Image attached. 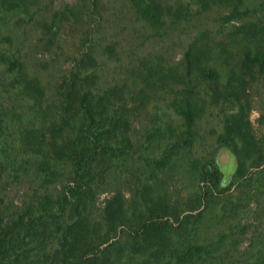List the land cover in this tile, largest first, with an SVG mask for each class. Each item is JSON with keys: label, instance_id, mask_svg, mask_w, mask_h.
Instances as JSON below:
<instances>
[{"label": "rangeland", "instance_id": "obj_1", "mask_svg": "<svg viewBox=\"0 0 264 264\" xmlns=\"http://www.w3.org/2000/svg\"><path fill=\"white\" fill-rule=\"evenodd\" d=\"M158 1L172 9L183 6V15L166 14L161 25L151 26L136 16L129 0H34L19 21L11 12L0 16L7 22L0 27V35L21 42L29 72L43 88L41 108L49 112L36 114L33 125L42 135L51 136L48 125L52 117L57 118L58 85L79 58L92 56L96 86L116 90L112 100L119 133L116 145L126 151L124 156L102 160L96 175L98 187L86 198L92 236H104L108 229L107 206H121L119 235L101 247L118 242L101 264H165L171 252L138 246L124 229L146 216L158 198H164L179 213L191 207L199 191V169L213 156L233 194L212 199L197 222L185 232L173 233V248L182 250L193 239L208 246L201 259L205 264H264V176L234 191L236 160L221 147L225 121L242 108L248 142L264 151V71L243 65L244 53L255 50L254 39L245 37V32L251 29L260 34L257 30H264V0H244L240 9L250 14L224 25L221 31L220 19L233 3H217L202 11L197 0ZM202 31L209 32L203 41L209 52L205 64L218 71L220 81L209 82L194 74L199 113L191 144L181 148L165 168L153 166L150 160H157L181 130L180 117L170 100L186 87L183 53ZM258 45L264 46V35ZM233 72L242 80V91L235 98L211 95L213 89H224ZM234 87L238 92V82ZM2 90L10 89L3 83ZM17 100L25 106L19 96ZM53 155L58 163L52 171L38 178H15L3 191L5 221L17 227L13 235L16 243L2 264H66L71 253L82 252V242L71 245L62 238L66 226L75 221L65 198L69 167L62 154ZM42 157L44 153L35 155L32 162ZM263 167L264 161L250 170ZM20 221L23 229L19 232ZM80 233L85 238L86 233ZM33 234L39 237L34 239ZM219 256L226 261L219 262Z\"/></svg>", "mask_w": 264, "mask_h": 264}, {"label": "trees", "instance_id": "obj_2", "mask_svg": "<svg viewBox=\"0 0 264 264\" xmlns=\"http://www.w3.org/2000/svg\"><path fill=\"white\" fill-rule=\"evenodd\" d=\"M33 1L0 0V16L5 17V14L11 12L19 21L22 19L20 17L30 10ZM129 1L136 16L151 26L161 25L166 14L183 15L181 5L172 9L163 6L158 0ZM227 2L233 5L230 12L221 17V29L218 31L231 21L250 14V11L240 9L244 0H197L202 11H206L211 5ZM6 25L5 18L0 19V27ZM257 31L260 34H255L251 29L244 34L245 37L254 39L255 50L253 53L251 50L244 53L243 65L248 69L258 66L264 71V46L258 45L264 30ZM208 34V31L196 34L183 53V79L186 87L170 100V105L180 117L181 130L174 135L175 137L173 136L174 139L157 160H150L153 166L165 168L178 155L181 148L191 144L199 113L195 100L194 74L209 82L220 81L218 71L205 64L209 52L203 41ZM22 49L21 42L13 43L6 36L0 35V263L6 260L8 252L16 243L13 235L17 225L7 224L3 214L2 199L5 187L10 186V181L15 178L28 176L38 178L41 174L44 176L58 163L53 154L60 153L69 167L70 180L65 198L68 197L75 221L74 224L66 226L62 238L71 245H79L81 242L83 244L82 252L78 255L71 253L65 259L66 264H101L109 249L118 242L116 239L106 247H101V244L119 235L118 227L123 223L121 206L113 204L107 206L105 217L108 229L104 236H92L91 223L86 213L88 211L86 198L98 187L96 175L102 160L106 156H111L110 158L124 156L126 152L116 145L119 133L116 130V103L112 101L116 97V90L99 89L96 86L95 59L90 55L79 58L67 79L61 81L57 87L59 110L57 118L52 117L48 125L51 136L47 138L33 125L36 114H47L49 110L44 111L41 108L44 101L43 88L39 79L29 72ZM235 82H238V92L234 87ZM3 83L10 90L3 91ZM241 83L242 80L233 72L224 89H213L211 95L235 98L243 89ZM18 96L24 100L25 106L18 103ZM224 136L225 140L221 147L227 149L236 160L234 174L238 181L234 191H238L244 185L254 184L256 177L264 176V167L255 171L250 170L264 161L262 158L264 151L259 150L254 142H248V130L243 122L242 108L239 114L232 115L225 121ZM240 139L249 145H244ZM40 153H44L45 157L33 163V157ZM198 177L199 191L193 198L191 207L179 213L172 209L164 198H158L153 201L146 216L124 229L128 239L138 246L171 252L172 256L165 264H205L201 259L207 254L208 246L196 244L193 239H189L182 250L177 246L176 249L179 251L176 252L173 248V233L185 232L187 227L204 215L212 199L224 194L232 195L233 191H229L228 181L214 156L200 167ZM200 208L201 210L194 213ZM21 224L22 221L19 223V232L23 229ZM44 229L42 225L41 235L44 234ZM81 231L86 233L83 239L80 236ZM111 232L112 234L114 232L113 236H110ZM119 232L121 234L122 230ZM32 236L37 239L39 234ZM217 260L221 263L226 261L222 256ZM226 264H231V261Z\"/></svg>", "mask_w": 264, "mask_h": 264}]
</instances>
